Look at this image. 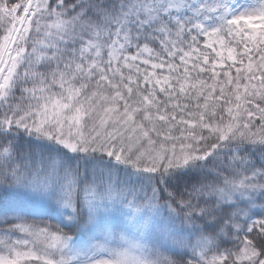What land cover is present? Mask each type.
Listing matches in <instances>:
<instances>
[{
	"label": "snow or ice",
	"instance_id": "obj_1",
	"mask_svg": "<svg viewBox=\"0 0 264 264\" xmlns=\"http://www.w3.org/2000/svg\"><path fill=\"white\" fill-rule=\"evenodd\" d=\"M0 264H264V0H0Z\"/></svg>",
	"mask_w": 264,
	"mask_h": 264
}]
</instances>
